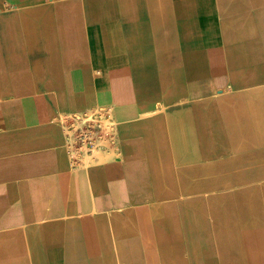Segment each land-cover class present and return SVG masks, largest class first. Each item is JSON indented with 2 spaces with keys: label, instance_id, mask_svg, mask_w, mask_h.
<instances>
[{
  "label": "crops",
  "instance_id": "0c3cea01",
  "mask_svg": "<svg viewBox=\"0 0 264 264\" xmlns=\"http://www.w3.org/2000/svg\"><path fill=\"white\" fill-rule=\"evenodd\" d=\"M92 108L115 144L76 167ZM263 143L264 0H0V264L168 255Z\"/></svg>",
  "mask_w": 264,
  "mask_h": 264
},
{
  "label": "rangeland",
  "instance_id": "374dc122",
  "mask_svg": "<svg viewBox=\"0 0 264 264\" xmlns=\"http://www.w3.org/2000/svg\"><path fill=\"white\" fill-rule=\"evenodd\" d=\"M84 112L105 116L99 108ZM83 114L61 113L59 119L68 124ZM83 122L77 118L76 128ZM64 131L68 141L65 126ZM250 146L253 149L233 161L225 169L229 174L225 171L222 176V183H235L233 189L206 193V206L199 209L198 218L193 217L200 221V232L195 239L172 241L168 255L165 249H145L136 257V264H264V143ZM93 153L95 157L105 155L97 150Z\"/></svg>",
  "mask_w": 264,
  "mask_h": 264
},
{
  "label": "built area",
  "instance_id": "2783aa9c",
  "mask_svg": "<svg viewBox=\"0 0 264 264\" xmlns=\"http://www.w3.org/2000/svg\"><path fill=\"white\" fill-rule=\"evenodd\" d=\"M83 113L82 118L75 116L69 120L68 124L65 123L67 132H69L67 145L71 152V163L76 167L82 166L84 158L92 155L94 150L101 147L108 149L115 144V123L107 113L105 116L98 113ZM77 118L83 119L84 122L76 128L77 123L74 121ZM107 120L110 121V125Z\"/></svg>",
  "mask_w": 264,
  "mask_h": 264
}]
</instances>
